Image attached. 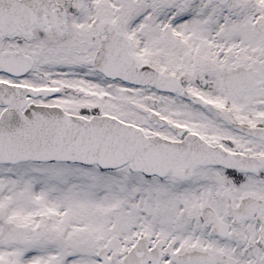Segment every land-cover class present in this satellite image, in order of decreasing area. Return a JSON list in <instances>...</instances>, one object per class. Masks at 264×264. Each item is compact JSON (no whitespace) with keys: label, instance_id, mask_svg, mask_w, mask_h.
I'll return each mask as SVG.
<instances>
[{"label":"snow or ice","instance_id":"6c2138e0","mask_svg":"<svg viewBox=\"0 0 264 264\" xmlns=\"http://www.w3.org/2000/svg\"><path fill=\"white\" fill-rule=\"evenodd\" d=\"M0 264H264V0H0Z\"/></svg>","mask_w":264,"mask_h":264}]
</instances>
